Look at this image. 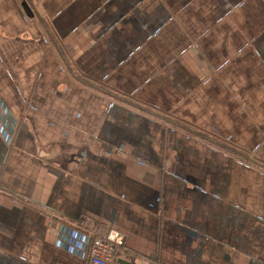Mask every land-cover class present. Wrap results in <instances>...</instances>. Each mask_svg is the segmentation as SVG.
<instances>
[{"label": "crops", "instance_id": "obj_1", "mask_svg": "<svg viewBox=\"0 0 264 264\" xmlns=\"http://www.w3.org/2000/svg\"><path fill=\"white\" fill-rule=\"evenodd\" d=\"M211 139L264 162V0H0V264L110 230L120 264H264V171Z\"/></svg>", "mask_w": 264, "mask_h": 264}, {"label": "built area", "instance_id": "obj_2", "mask_svg": "<svg viewBox=\"0 0 264 264\" xmlns=\"http://www.w3.org/2000/svg\"><path fill=\"white\" fill-rule=\"evenodd\" d=\"M124 236L114 230L104 235L90 234V245L87 255L88 264H120L116 259L117 252L124 248Z\"/></svg>", "mask_w": 264, "mask_h": 264}, {"label": "trees", "instance_id": "obj_3", "mask_svg": "<svg viewBox=\"0 0 264 264\" xmlns=\"http://www.w3.org/2000/svg\"><path fill=\"white\" fill-rule=\"evenodd\" d=\"M79 81H81L82 84L88 86V87H92L95 90L104 92L105 94H109L110 97H112L114 100L118 101V102H122L124 104H129L132 105L134 107H136L132 102H129V99L124 97L121 94H117L115 92H112L110 90L107 89V87H104L101 84L98 83H92L88 78H84L81 77L79 79ZM145 112H151L152 114H154L153 111L149 110V109H143ZM211 141H213V143L218 146L219 148L232 153L233 155H235L238 158H242L243 160H247L248 162L254 164L256 167H258L260 170L264 171V162H262L261 160H258L257 158H253L250 154L242 151L241 149H238L230 144L226 145V143L220 142L216 139H211Z\"/></svg>", "mask_w": 264, "mask_h": 264}]
</instances>
